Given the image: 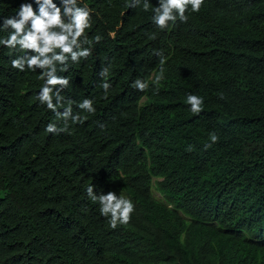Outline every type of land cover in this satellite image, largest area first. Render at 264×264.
Instances as JSON below:
<instances>
[{
	"label": "trees",
	"instance_id": "1",
	"mask_svg": "<svg viewBox=\"0 0 264 264\" xmlns=\"http://www.w3.org/2000/svg\"><path fill=\"white\" fill-rule=\"evenodd\" d=\"M127 2L79 0L93 10L86 36L102 39L58 67L65 106L87 117L66 131H45L65 124L36 99L40 70L13 69L22 53L0 46V264H264V0H204L164 30L158 0ZM21 3L37 8L0 0V16ZM154 50L167 58L159 85ZM91 185L130 199V221L111 228Z\"/></svg>",
	"mask_w": 264,
	"mask_h": 264
},
{
	"label": "clouds",
	"instance_id": "2",
	"mask_svg": "<svg viewBox=\"0 0 264 264\" xmlns=\"http://www.w3.org/2000/svg\"><path fill=\"white\" fill-rule=\"evenodd\" d=\"M204 0H158V7L153 9V23L157 28L164 30L169 24H175L177 19L185 23L188 17L185 15L188 7L193 13L199 12ZM37 5L33 9L31 3H21L15 15L0 16V31H6V37H0V46L11 51L19 50L22 55L11 61V67L20 72L40 70L39 79L43 81L36 99L47 109L56 113L58 119L64 121V128H57L54 123H49L45 131L47 133H57L67 130V122L79 123L82 117L79 113L73 114L71 107L73 101L68 100L65 106V97L61 93L69 87L70 80L67 77L57 75L59 71L68 70L69 64H79L92 55L93 42L99 43L102 39L100 35L94 36L91 40L86 36V30L91 27L93 10L87 5H81L79 0H59V6L53 0H34ZM140 0H129L125 7H136ZM149 0H144L143 10L148 11ZM84 45H88L85 47ZM154 55L159 58V73L155 75L154 84L164 79V65L167 58L162 50H154ZM109 71L103 68L100 76L104 78L101 84L104 98H107L111 83L107 77ZM132 87L144 92L149 84L145 80L136 79ZM94 101L85 98L78 108L92 114L95 112ZM187 104L190 111L199 114L202 111L204 100L197 95L189 94ZM64 108L61 113L57 111ZM211 143L206 144L209 148L215 144L219 137L213 132L210 133ZM88 197L93 201H98L100 213L103 216H110V227L115 229L118 224H127L134 211V204L130 199L117 196L113 191L107 194L96 195L94 185L86 189Z\"/></svg>",
	"mask_w": 264,
	"mask_h": 264
},
{
	"label": "rangeland",
	"instance_id": "3",
	"mask_svg": "<svg viewBox=\"0 0 264 264\" xmlns=\"http://www.w3.org/2000/svg\"><path fill=\"white\" fill-rule=\"evenodd\" d=\"M154 196L157 198V199H161V196L158 192L154 191Z\"/></svg>",
	"mask_w": 264,
	"mask_h": 264
}]
</instances>
